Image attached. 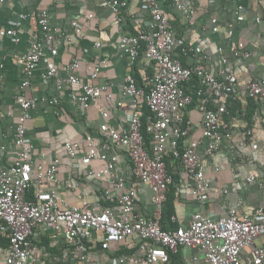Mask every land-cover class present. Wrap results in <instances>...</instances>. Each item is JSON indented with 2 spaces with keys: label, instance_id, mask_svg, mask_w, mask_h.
Instances as JSON below:
<instances>
[{
  "label": "crops",
  "instance_id": "1",
  "mask_svg": "<svg viewBox=\"0 0 264 264\" xmlns=\"http://www.w3.org/2000/svg\"><path fill=\"white\" fill-rule=\"evenodd\" d=\"M188 6L189 16L185 17L170 1L164 0L159 7L170 21L179 47L175 56L180 62L191 67L199 62L211 74L217 73L221 59L228 58L227 68L240 83L257 81L264 74V0H182ZM46 11L48 24L64 34L57 44L58 53L51 57L44 54L30 85L21 87L23 80V56L30 43L40 38L36 15ZM27 15L25 19L21 17ZM20 22L16 28L19 42L15 43L5 31ZM150 17L144 7V0H133L123 11L121 21L116 24L114 15L102 0H3L0 2V170L10 167L17 156L14 142L16 124H23L28 142L32 145V157L36 163L47 164L53 159L59 162L57 177L60 185L56 188L59 204L79 206L87 204L94 211L111 207L104 198L108 188L106 177L113 168L116 175H122L127 186L135 182L131 176V164L121 149L107 147L99 131L103 123L100 108H108L107 123L119 132L127 127L128 115L138 110L144 114L145 107L139 100L133 101L120 94L123 79L132 75L143 84L149 80L155 67L141 52L135 61L125 55L119 44L124 34H137L148 28ZM68 39V40H67ZM199 40V42H198ZM96 44H99L97 47ZM192 49L186 55L181 47ZM233 50L248 52V59H233ZM77 61L74 74L81 81L94 86H107L94 102L72 103L69 89L63 86L56 91L57 82L65 78L64 66ZM105 60L97 79L91 80L95 64ZM47 66L55 67L56 78L42 82L39 73ZM73 89L72 91H75ZM192 93V84L187 86ZM60 98L58 106L48 101ZM107 97V99L105 98ZM34 99L29 110V119L22 118L18 101ZM264 103L245 99L244 94L234 103L222 124L228 126L229 137L223 138L218 152L201 158L205 179L210 189L203 203L197 202L187 188V178L179 166L170 163L174 181L169 195H172L175 222L171 225L160 219L165 228L186 227L194 213L219 218L226 215L230 206L241 201L239 214H251L255 209H264ZM191 128L181 143L191 146L202 155V117L197 105L183 111ZM251 130L249 141L247 130ZM84 145L66 152V145ZM89 150L107 155V160L87 161L84 156ZM254 175L258 180L247 183L246 178ZM262 183L261 186L259 184ZM136 208L144 216H151L150 191L146 185H138ZM114 195L117 192H112ZM114 208V206H113ZM173 225V226H172ZM100 238V237H99ZM125 244L130 245L129 248ZM86 260L90 264H144L139 252L140 241L129 239L123 244H111L102 250L96 241L85 243ZM254 247L264 248V236L255 240L254 245L243 249L242 264H251ZM7 254V244L0 246V264ZM78 256L71 247L54 238L49 232L38 229L31 238V256L35 264H69ZM169 264H202L203 254L189 248H180L171 255ZM137 263H133L134 260Z\"/></svg>",
  "mask_w": 264,
  "mask_h": 264
},
{
  "label": "built area",
  "instance_id": "2",
  "mask_svg": "<svg viewBox=\"0 0 264 264\" xmlns=\"http://www.w3.org/2000/svg\"><path fill=\"white\" fill-rule=\"evenodd\" d=\"M102 1L114 15L116 24L121 21L123 11L133 2ZM161 1L164 0H144L150 25L142 32L124 34L119 38L122 52L131 61H135L142 52L155 67L153 76L142 86L136 84L132 75H126L120 89L122 97L139 100L149 114L144 117L139 108H135L127 117L126 130L119 132L107 123L108 108L103 106L99 109L103 119L99 131L104 143L107 147L125 152L135 183L127 186L124 177L116 175L112 168L106 177L108 188L104 191V198L111 207L94 212L87 204L72 207L65 203L59 204L56 199V188L60 185L57 177L58 160L53 159L47 164L34 162L32 145L26 139L25 128L21 123L16 124L13 128L16 159L10 167L0 170V241L5 240L7 244L3 264H35L29 257L31 238L38 229L49 232L78 253L69 264H90L85 257L86 242L96 241L102 250H107L111 244H123L129 239L140 241L138 249L144 264H169L170 255L177 254L180 248L202 252V264H242L240 255L243 249L252 247L256 239L264 236V209H255L251 214H239L241 201L228 207L224 217L212 218L194 213L186 227L163 229L160 225L168 188L173 183L165 158L171 156L177 161L186 175L188 191L197 202L203 203L210 185L204 177L201 158L218 152L223 138L229 137L228 126L222 124L223 116L228 114L229 108L239 100L241 94H244L245 99L264 103V74L257 81L240 83L227 68L228 58L221 59V66L215 74L208 72L199 62L200 59L191 67L184 66L174 54L181 45L170 21L159 7ZM168 1L185 17L189 16L188 6L182 0ZM26 17L23 15L21 18ZM36 20L41 34L40 38L30 43L23 56V88L30 85L44 54L48 52L51 57H55L59 49L57 43L65 38L62 32L49 26L46 11H39ZM13 25L5 34L18 43L15 27H19L20 22ZM180 50L182 55L192 51L188 46ZM249 56L248 52L239 50H233L230 54L233 59L244 60ZM104 64L105 60L95 64L90 74L91 80L97 79ZM76 67L75 60L64 66L65 78L57 82L56 91L66 86L72 103L94 102L106 91L107 86H94L81 81L74 74ZM56 73L55 67L47 66L39 73V78L47 82L55 79ZM191 83L194 88L192 93L187 90ZM60 102L59 97L48 101L53 106H58ZM18 104L22 118L29 119L34 99H21ZM192 105H197L202 117L205 143L202 155L191 146L181 143L191 128L183 111ZM261 112L264 114V107ZM146 136L149 137V145H146ZM246 137L252 140L250 129ZM83 145L84 141L80 140L76 147L66 145L65 151L71 152ZM84 159L105 162L107 155L89 150ZM245 180L254 183L258 178L249 175ZM140 184L146 185L151 194L152 214L149 217L139 213L136 208ZM170 222H175L174 216L170 217ZM252 255L251 264H264V248L254 247ZM137 262L136 259L133 261ZM123 263V259L117 261V264Z\"/></svg>",
  "mask_w": 264,
  "mask_h": 264
},
{
  "label": "trees",
  "instance_id": "3",
  "mask_svg": "<svg viewBox=\"0 0 264 264\" xmlns=\"http://www.w3.org/2000/svg\"><path fill=\"white\" fill-rule=\"evenodd\" d=\"M137 85L138 86H142L143 84H137ZM231 107L229 108V110H231ZM148 114H149L148 111L145 109L143 116L145 117ZM145 141H146V145H149V137L148 136H146ZM165 162H166L167 171L172 176L173 181H174V176L171 174V171H170L171 167L169 168V166H170V163L171 162L174 163L173 166H178V163H177V161H174L171 156L170 157L169 156L166 157L165 158ZM172 185H173V183H172ZM172 185L168 188V192H167V195H166V202L164 204V207H163V210H162V213H161V219H163L164 221H167L168 224H170V225L172 224L170 222V217L173 214V200H172V195H169V192H170V190L172 188ZM160 225H161V227L163 229H166L165 226H164V224H162L161 220H160ZM168 229H176V227H174V228L171 227V228H168ZM4 243L6 244L5 240H1L0 241V246H3Z\"/></svg>",
  "mask_w": 264,
  "mask_h": 264
}]
</instances>
